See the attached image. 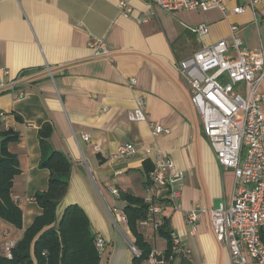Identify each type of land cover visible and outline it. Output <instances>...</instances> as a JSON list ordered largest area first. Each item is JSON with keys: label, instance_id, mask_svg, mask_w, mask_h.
<instances>
[{"label": "crops", "instance_id": "1", "mask_svg": "<svg viewBox=\"0 0 264 264\" xmlns=\"http://www.w3.org/2000/svg\"><path fill=\"white\" fill-rule=\"evenodd\" d=\"M122 1H128L131 14L122 15ZM248 3L228 0L223 14L215 9L166 13L142 0L0 2V122L17 135L8 151L16 157L19 174L12 196L23 217L22 229L0 221V250L5 255L41 213L32 197L48 185L49 173L39 167L38 131L49 123L50 146L72 163L56 217L59 220L70 205L83 210L104 244L99 264H132L133 238L114 223L113 215L126 205L120 192L142 199L152 193L143 162L154 167L158 152L184 175L175 185L178 208H166L163 216L171 232L181 237L186 264H233L227 249L214 240L208 214L201 215L195 231L186 223V213L194 207L230 203L234 175L218 165L178 64L203 46L228 39L231 25L246 50H264V0L256 6L257 23L249 8L241 15L231 13ZM137 19L144 22L138 24ZM198 25L208 28L202 40L195 33ZM93 38L105 42L107 59L92 56L87 43ZM130 80L135 81L132 87ZM139 97L147 121L130 122L128 114ZM150 123L168 132L154 136ZM128 144L136 153L114 158L118 148ZM141 233L152 251L164 253L165 239L150 228ZM172 264H182L181 259ZM246 264L256 263L248 259Z\"/></svg>", "mask_w": 264, "mask_h": 264}, {"label": "built area", "instance_id": "2", "mask_svg": "<svg viewBox=\"0 0 264 264\" xmlns=\"http://www.w3.org/2000/svg\"><path fill=\"white\" fill-rule=\"evenodd\" d=\"M142 1L166 13L215 9L225 14L228 0ZM257 4L258 0H249L247 6L234 7L231 13L241 15L249 8L254 23H257ZM119 8L124 16L132 12L128 1L120 2ZM136 22L140 24L144 19H137ZM229 30L228 39L203 46L178 64L180 75L190 87V103L200 118L218 165L224 170H231L234 175L231 202H222L217 208L194 207L186 213V223L191 231H195L201 215L208 214L212 236L216 243L227 249L233 264H246L248 259L256 264H264V50H246L236 35V26L231 25ZM195 33L202 40L207 37L208 28L198 25ZM87 46L94 58L109 57L110 52L102 39H90ZM129 84L132 87L135 81L130 80ZM134 103L128 121L146 122L143 99L136 98ZM150 128L154 136L168 132L152 123ZM83 140L88 142L89 138L83 136ZM135 153L134 146L123 145L118 148L114 158H128ZM158 154L149 174L153 186L151 192L157 197L164 193L167 205L175 210L179 197L175 185L183 180L184 175L175 170L171 159L160 152ZM111 193L117 196L116 190H111ZM150 201L148 195L146 202ZM164 211L157 204L150 205L149 212L157 218L151 225L154 231L158 229ZM113 219L118 227L128 230L122 211L116 212ZM170 239L171 253L167 258L164 253L151 251L144 264H172L177 259H186L188 252L181 237L171 232ZM103 246L99 239L97 247L102 249ZM130 250L133 255H139L132 245ZM6 252V256L10 257V249Z\"/></svg>", "mask_w": 264, "mask_h": 264}, {"label": "trees", "instance_id": "3", "mask_svg": "<svg viewBox=\"0 0 264 264\" xmlns=\"http://www.w3.org/2000/svg\"><path fill=\"white\" fill-rule=\"evenodd\" d=\"M3 116V114H2ZM19 121V117H16ZM53 126L44 124L38 131L41 149L39 167L49 173L47 189L33 195V201L41 213L23 232L21 239L10 249V257L0 250V264H99L102 249L97 247L99 238L92 232L83 210L77 205L65 208L61 218L56 217V208L66 195L72 168L71 161L62 152L54 150L49 139ZM17 140V135L5 130L0 122V221L16 229H22L23 217L12 196L14 178L19 174L16 157L8 151V144ZM146 173L153 166L143 162ZM149 179V176H148ZM150 182V180H149ZM153 189V186H152ZM151 201L120 192L119 199L125 202L122 212L127 220V228L133 238L132 246L139 252L133 255L132 264H144L152 247L145 241L141 229L150 228L156 217L149 212L151 204L169 208L164 193L157 197L152 192ZM156 231H152L166 241L164 255L171 253L169 220L162 216ZM182 264L188 263L181 259Z\"/></svg>", "mask_w": 264, "mask_h": 264}]
</instances>
